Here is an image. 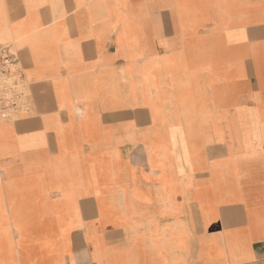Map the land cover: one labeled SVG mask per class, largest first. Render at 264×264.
I'll return each mask as SVG.
<instances>
[{
	"label": "crops",
	"instance_id": "1",
	"mask_svg": "<svg viewBox=\"0 0 264 264\" xmlns=\"http://www.w3.org/2000/svg\"><path fill=\"white\" fill-rule=\"evenodd\" d=\"M3 46L0 264H264V0H0Z\"/></svg>",
	"mask_w": 264,
	"mask_h": 264
},
{
	"label": "built area",
	"instance_id": "2",
	"mask_svg": "<svg viewBox=\"0 0 264 264\" xmlns=\"http://www.w3.org/2000/svg\"><path fill=\"white\" fill-rule=\"evenodd\" d=\"M17 61L7 47H0V121L11 117L16 110L20 95L17 94L20 75Z\"/></svg>",
	"mask_w": 264,
	"mask_h": 264
},
{
	"label": "rangeland",
	"instance_id": "3",
	"mask_svg": "<svg viewBox=\"0 0 264 264\" xmlns=\"http://www.w3.org/2000/svg\"><path fill=\"white\" fill-rule=\"evenodd\" d=\"M22 86H20L19 85V83H18V87H17V94H19L20 95V98L22 97ZM20 100V99H19ZM19 102V101H18Z\"/></svg>",
	"mask_w": 264,
	"mask_h": 264
},
{
	"label": "bare ground",
	"instance_id": "4",
	"mask_svg": "<svg viewBox=\"0 0 264 264\" xmlns=\"http://www.w3.org/2000/svg\"><path fill=\"white\" fill-rule=\"evenodd\" d=\"M119 123V122H118ZM124 214V213H123ZM129 220V219H128Z\"/></svg>",
	"mask_w": 264,
	"mask_h": 264
}]
</instances>
